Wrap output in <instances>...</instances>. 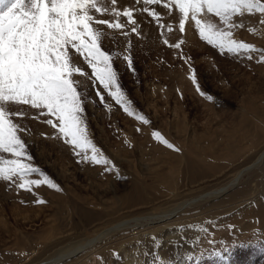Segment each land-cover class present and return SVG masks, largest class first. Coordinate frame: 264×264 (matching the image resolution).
<instances>
[{
    "label": "bare ground",
    "instance_id": "1",
    "mask_svg": "<svg viewBox=\"0 0 264 264\" xmlns=\"http://www.w3.org/2000/svg\"><path fill=\"white\" fill-rule=\"evenodd\" d=\"M134 18L137 19L139 27L157 24L147 13H136ZM260 30L264 44V26ZM260 45L258 47L261 48ZM259 55V52H254L252 58L258 61ZM243 63L244 66L238 64L239 67L234 72L231 69L230 73L241 77V68H244L247 76H250L248 68L255 66ZM260 65L263 67L264 63ZM185 81L182 85L188 84L187 78ZM222 82L226 85L227 93L235 88L231 81L226 82L224 79ZM257 90L256 92L262 91ZM242 95L245 98L238 116L239 121L236 118L226 121L221 117L217 118V128L214 129L220 130L217 131L219 135L211 128L203 129L200 131L202 134L198 133L199 126L188 124V116L183 108L180 113H174L176 124L180 125L179 129H176L177 125L173 128L176 129L175 133L172 131V135L170 134L171 127L166 132L152 129L161 132L179 151L158 142L153 131L147 127L144 133L148 145L144 147L145 151H139V160L127 161L131 167L130 186L120 196L116 181L103 177L100 175L102 173H88L87 185L83 189L85 194H78L71 189L64 191L61 187L57 191L46 184L34 187L38 198L50 206L57 207L61 202L67 215L72 217L70 223L76 219L82 225L96 222L106 215H113L114 218L99 224V232L109 231L100 235L95 230L92 239L85 238L75 242L72 238L61 246L58 244L59 233L56 231L61 230L63 224L55 216L59 214L57 212L53 217L55 225L48 233L50 237L43 233L42 243L38 246V238L16 229L14 242H18L19 251L17 253L14 246L5 248L0 252L6 258L3 260L10 261L11 264H26L25 260L28 261L35 254L34 251L40 254L53 251L58 256L44 264H90L94 259L93 255L106 257L101 264H209L212 261H215L212 264H234L239 258L237 253L244 250L240 243L242 234L248 233L251 242L260 240L264 243V98L250 97L246 92ZM212 113H215L213 109ZM222 133L224 134L221 135ZM66 152L70 155H66L62 162L69 165L70 159L74 160L70 146L66 148ZM49 155L41 153V160L44 161L42 163L49 168L54 166L55 169L58 163L53 162L50 165ZM254 163H257L255 169ZM59 170L57 176L65 181L76 176L75 172L73 174L67 168ZM247 171L251 173L249 178L240 181L239 177ZM72 183L74 186L73 180ZM12 187L14 193L21 192L14 185ZM24 192L26 191L22 190L21 193ZM68 194L72 197L71 200H68ZM103 205L107 207L98 210ZM2 223L6 225L7 222L4 220ZM204 228L208 229L207 235L203 232ZM68 231L65 234L70 237ZM108 233L114 235L110 240L98 244ZM153 237L156 238L155 242ZM49 246L53 249L49 250ZM88 248H92V252L83 256V251ZM211 252H221L223 259L209 255ZM35 256L29 264L34 262ZM80 259L83 260L78 262Z\"/></svg>",
    "mask_w": 264,
    "mask_h": 264
},
{
    "label": "rangeland",
    "instance_id": "2",
    "mask_svg": "<svg viewBox=\"0 0 264 264\" xmlns=\"http://www.w3.org/2000/svg\"><path fill=\"white\" fill-rule=\"evenodd\" d=\"M120 1L123 3H117V8L121 11L131 3V0ZM139 6L140 5H134V7ZM149 7L156 8L157 11L162 13L161 23L171 25L173 27L171 33H168L165 29L164 36H161V29L157 24L154 26L152 24H145L139 27V32L141 34L137 35L131 33L130 29L134 26L129 25L123 30L129 32V35L125 37L121 31L107 29L106 26H96L103 29L106 33L105 39L102 42V47L114 54H119L120 58L114 60V67L119 74V83L127 98L131 101V106L135 113L134 116H129L125 113L97 83L96 87L100 88L101 92L104 94L105 103L110 106V109L105 107V104L99 102V97L95 94V89L92 88L91 82L88 81V89L85 93L88 96V102L85 104L88 134L96 146L102 151L103 156L107 157L111 163L115 165L114 171L110 172L106 170L110 165L78 162L79 157L76 155L74 156V154H71L74 160L70 159L72 165L63 163V159L70 155V153L66 152V148L69 146H65L66 144L58 137L56 130L38 120L29 119L27 117L24 118V121L30 128L31 134L25 136L21 133V135L28 145L29 154L34 158L32 161H29V163L40 168L58 187L63 188L64 191L71 189L77 191L78 194H85L83 189H85L84 187L87 185L88 173L90 175L102 173L100 175L103 177L108 179L111 178L116 181L118 195L120 196L124 194L129 189L128 186H130L129 174L131 167L128 162L139 160V158H141V152L139 151H145L144 147L148 145V139L145 137L144 133L147 127L149 130L157 129L160 131L168 130L171 127L172 130L170 134L172 135V131L175 133L176 129H179L180 126L176 124V117H174V115L180 113V110L183 108L188 116V124H190V126H199L197 128L198 133L208 128L215 130L217 128V118L221 117L225 119V121L226 119L232 120L236 118V120L239 121L238 116L240 115V110L243 107V100L245 98L242 95L243 92H246L250 97L264 98V65L262 67L254 58L248 60L244 56L236 57L226 53L223 55L220 54L218 49H214L200 39L193 21L189 20L186 24L185 32L181 34L178 29V15L175 9L173 10V15L168 16L163 14V10L160 6L152 5ZM95 15L97 19H114L111 14ZM206 18L213 23L219 24L218 18L212 15H208ZM119 19L121 23H126L125 17L121 16ZM260 19V14L251 16L245 14L242 18L235 17V21L243 20L244 27L233 31V39L238 42H245L253 45L256 49L264 50V44L261 40L263 39V33L260 30L261 26H264V24H259ZM249 29L252 30L250 31ZM164 39H167L169 43L173 45L181 39L185 42L181 45L180 49H176L164 44ZM129 42L130 47H128ZM258 44H261V48L258 47ZM253 53H251V55H253ZM124 54L131 55V69L128 67L127 62L123 60ZM184 58H188L187 63H185ZM74 60L85 72L91 75V69L81 58L75 56ZM243 62L255 66L254 68H248L251 72V75L249 74L250 76H247L246 69L244 68H241V77H235L234 73H230L231 69L232 72H234L233 70L239 67L238 64L244 66ZM191 69H195L197 82L201 90L213 96L214 99L212 101L206 100L196 92L195 86L189 79ZM183 70L188 72H184ZM262 71L263 74L261 73ZM179 73L183 75H181L182 78L179 76ZM177 77L181 78V80ZM252 77L255 79L253 80ZM75 78L83 79L79 76ZM186 78L188 84H185ZM224 79L226 82H233L232 86L235 88H233L232 92L227 93L228 90L226 89V85L222 82ZM238 79H240V81H238ZM259 79H261V81ZM182 82L185 83L182 85ZM179 83L182 86L179 85ZM257 89L262 91L256 92ZM23 107L28 108V106ZM212 109L213 112H215L214 114L218 115L215 116L212 113ZM30 111L33 114L37 112L35 109H30ZM136 115H144L150 123H142L135 118ZM40 119L43 120L46 119V117H41ZM238 121L236 122L239 123ZM208 123L209 125H207ZM175 127L176 129H173ZM155 131L156 130L153 132ZM215 131L220 132V130ZM226 131L228 132L229 130L227 129ZM200 134H202V132H200ZM223 134L224 133L221 135ZM227 134L228 133H225V135ZM166 140L168 139L166 138ZM168 142H170V140H168ZM41 153H45L46 155L50 154L49 156L51 159H48L50 165H52L53 162L58 163L55 169L54 166H50L49 168V166L42 163L44 161L41 160ZM256 165L257 163H254L253 169L256 168ZM63 167L72 171L73 174L75 172L76 176L74 179H77L68 178L66 179L67 181H65L59 178L56 173H60L59 169ZM87 167L91 168L87 169ZM250 175L251 173L247 171L242 177H239V180L246 181ZM31 178L42 179V177L39 176H33ZM72 180L74 181V186L72 185ZM13 190L12 184L0 182V252L5 248H13L14 246L18 253V242H14L16 229L22 230L23 232L26 231L29 235L38 238L36 246L40 245L42 243L41 235L43 233L47 234L46 237H50L48 233L52 231L55 225V223H53V217L57 212H59V214L55 216L58 217L63 224L61 230L56 231V233H59L57 241L61 246L72 238H74L75 242L84 240L85 238L92 239V233L95 230H97L100 235L108 232L109 230L99 232V224L102 221L106 222L109 218H114L113 215H106L102 219L96 220V222L79 225L78 221L73 219L74 222L70 223L69 220H72V217L71 215H67L65 206L61 202L57 207L50 206L48 203L39 204L35 202L39 197L38 195H33L32 192L28 191L22 194V190L20 192L22 195H20L19 192L14 193ZM229 190L231 191V189ZM17 194L19 195L17 196ZM68 195V200H71L72 197L70 194ZM21 201H23V203ZM104 207L106 208L107 206L103 205L98 210H102ZM108 208L113 210L111 207ZM4 220L7 222L6 225L2 223ZM70 229H73V231H70ZM67 231L70 237L65 234ZM113 235L114 233H108L103 240L100 239L98 241V244L110 240ZM240 238L242 240L240 243H242L241 246H243L244 250L241 253H237L236 256H239V258L236 259L234 264H264V243H261L260 240L251 242L248 233L242 234ZM240 243L236 242V244ZM48 249L52 250L53 248L49 246ZM92 250V248H88L83 251L82 255L87 256ZM34 253L35 254L31 256L28 261L25 260L26 264H29L35 255V260L31 264H44L45 262L53 261L58 256L53 251L41 254L34 251ZM93 256L94 259L90 261V264H101L106 259V257H101L100 255ZM0 258V264L12 263L3 260L6 259L4 256L0 255ZM204 259L205 257H203L202 261H204ZM82 260L83 259H80L78 262ZM212 262L215 263V261ZM212 262L209 264H212ZM64 263L65 262L56 264ZM188 264H191V262Z\"/></svg>",
    "mask_w": 264,
    "mask_h": 264
},
{
    "label": "snow or ice",
    "instance_id": "3",
    "mask_svg": "<svg viewBox=\"0 0 264 264\" xmlns=\"http://www.w3.org/2000/svg\"><path fill=\"white\" fill-rule=\"evenodd\" d=\"M117 3L118 0H0V182L10 183L33 195H36L34 187L42 184L60 191L40 168L29 163L34 158L21 135L31 134L25 117L55 129L63 143L79 157L78 162L110 165L106 170H115V165L103 156L88 134L85 110L88 81L105 107L110 109L97 83L125 113L129 116L135 113L114 67L119 54L102 47L106 33L97 25L121 31L125 37L129 32L123 30L133 25L131 33L140 35L134 14L147 13L164 36V30L171 33L173 27L161 23L162 13L149 6H160L168 16H172L175 9L181 34L191 20L200 39L218 49L220 54L251 60V53L259 52L257 62L264 63V50L233 39V31L244 27L243 20L235 21V17L260 14L259 22L264 24V0H131L122 11ZM95 14H111L114 19H97ZM208 15L218 18L219 24L208 20ZM121 16L126 18V23L120 22ZM184 42L181 39L173 45L163 40L164 44L176 49ZM75 56L87 64L91 75L74 60ZM184 59L187 63L188 58ZM123 60L131 69V55L124 54ZM77 76L83 79H76ZM189 79L201 97L208 101L214 99L201 90L195 69H191ZM30 109L37 110L36 114ZM41 117L46 119L41 120ZM135 118L144 124L150 123L144 115ZM153 136L166 147L179 151L159 131L153 132ZM33 176L42 179H32ZM35 202L46 203L40 198ZM203 232L207 235L208 229L204 228ZM152 239L155 242L156 238ZM209 255L223 259L221 252Z\"/></svg>",
    "mask_w": 264,
    "mask_h": 264
}]
</instances>
